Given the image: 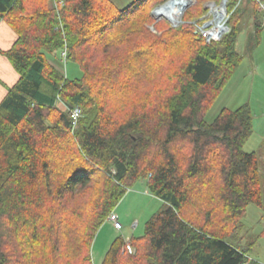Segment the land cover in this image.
Wrapping results in <instances>:
<instances>
[{
  "label": "trees",
  "instance_id": "obj_1",
  "mask_svg": "<svg viewBox=\"0 0 264 264\" xmlns=\"http://www.w3.org/2000/svg\"><path fill=\"white\" fill-rule=\"evenodd\" d=\"M161 1L0 0L16 34L0 53L18 75L0 101V264H93L98 230L141 179L162 205L101 264L255 263L236 237L248 205L263 207L258 156L244 150L252 111L205 115L243 59L245 6L253 47L261 12L228 0L230 31L206 42L191 24L155 21ZM62 49L80 76L50 61ZM57 96L81 108L74 128Z\"/></svg>",
  "mask_w": 264,
  "mask_h": 264
},
{
  "label": "rangeland",
  "instance_id": "obj_2",
  "mask_svg": "<svg viewBox=\"0 0 264 264\" xmlns=\"http://www.w3.org/2000/svg\"><path fill=\"white\" fill-rule=\"evenodd\" d=\"M111 1L117 7L122 8L128 5L132 0H111ZM207 1L209 0H206L202 4L203 7L205 6ZM161 2H157L154 7H156ZM194 2L195 0H193L185 8V10L191 5H193ZM248 6H249L248 12L242 18L243 30L240 32L235 43L236 50L241 55H243L245 60L249 58V54H251L253 50L252 47L254 44L253 43L254 38L252 37L251 32H249L250 31L249 24L251 22V19L256 14L253 11L254 10L253 6L250 3H247V5L245 6L246 9ZM243 8L241 9V11L243 10ZM153 19L155 20V18ZM182 19L187 20L184 19L183 16ZM183 24H188V23H183ZM151 26L153 27L154 30L150 28ZM148 27L152 31H156V28H154L153 25H149ZM52 61L56 66L58 65L62 66L61 70L63 71L64 75L69 78L78 77L81 74L80 69L74 63L68 62L67 60L62 61L60 57L59 59L55 57V59H53ZM229 88L230 85L219 94V96L217 97V99L215 100V102L212 104L211 108L205 115V120L207 123L213 121V119L216 117L217 113L220 111L222 107L226 105H230V106L235 105L231 103L230 99L233 97V95L230 92ZM60 105L61 103L59 102V106L58 105L56 106L60 108ZM244 150L249 152L254 151L258 156L259 173L262 180L263 207H258L254 204L248 205L245 214L241 219V223L237 228L236 237L241 238L240 242H238L239 244H242L244 246L246 245L248 246L250 244L249 256L254 260L255 262L254 264H264V139L261 138V134L253 132L252 136H250L247 142L245 143ZM161 205H162V201L156 196L149 193V191H147L145 186V180L144 179L139 180L135 185H133L131 188L128 189L124 197L120 200V202L117 204V206L114 209V211L118 214V221L121 224V227L118 229V232L116 233L124 236L130 235L132 233H133L132 235L134 236L141 235L143 233L145 221L154 212H156L161 207ZM103 228L104 229H102V233L108 232L110 233L109 235L114 233L110 225H106ZM98 233L99 231L97 232V235ZM118 234H112V235L115 237ZM93 243H95V241ZM93 243L91 246L92 263L99 264L100 262L98 263L95 258L96 250L95 247H93L94 246Z\"/></svg>",
  "mask_w": 264,
  "mask_h": 264
},
{
  "label": "crops",
  "instance_id": "obj_3",
  "mask_svg": "<svg viewBox=\"0 0 264 264\" xmlns=\"http://www.w3.org/2000/svg\"><path fill=\"white\" fill-rule=\"evenodd\" d=\"M252 24L251 19L249 32H252ZM15 39V32L5 20L0 18V51L9 49ZM52 60L53 58L50 59L53 63ZM239 66L236 68L231 79L222 90L224 91L230 85L229 89L233 95L230 100L231 103L235 105H226L224 107L235 109L243 104H247L252 111L253 132L260 133L261 138L264 139V25L260 30V38L257 45L253 47L252 53L249 54L247 60L243 57ZM57 67L62 68L60 65ZM17 79L18 75L16 71L13 69L7 58L0 53V101L5 96V91L7 92L8 88L11 87ZM113 213L118 217V214L115 211H113ZM106 225L112 227L111 229L114 232L112 234H118L116 233L118 232V229L110 221H105L98 230L99 233L98 235L96 234L97 237L95 236L96 240L94 238L95 243H93V247H95V258L98 263L100 262L99 264H101L109 245L116 237L122 236L125 240H129L133 234L126 236L118 234L114 237L112 234L109 235L110 233L108 232L102 233V229H104L103 227Z\"/></svg>",
  "mask_w": 264,
  "mask_h": 264
},
{
  "label": "built area",
  "instance_id": "obj_4",
  "mask_svg": "<svg viewBox=\"0 0 264 264\" xmlns=\"http://www.w3.org/2000/svg\"><path fill=\"white\" fill-rule=\"evenodd\" d=\"M193 1V0H192ZM190 1V3L192 2ZM228 0H209L205 4V12L203 17H200L199 19L195 21H191V23L195 26V29L202 34L206 38L207 41L214 39L217 40L221 38L223 35L227 34L230 31L228 20L230 12L227 10V7L225 6L227 4ZM257 3V6L261 12V22L264 25V0H255ZM180 4V0H164L160 4H158L157 7H163L162 13L160 14L155 13V21L158 20H165L170 27H177L180 24L183 23H190L189 20H183V12L185 8L190 4ZM177 4V5H176ZM176 5V6H175ZM218 24L219 28H216V25ZM215 26L217 29L219 35L213 36L211 34V29ZM152 30L153 27H150ZM156 32V31H155ZM66 49H62L60 52V58L62 61L66 60ZM64 108H66L70 112L71 121L73 122V126L75 127L77 124V120L80 116V109L77 107H68L64 105ZM115 222V227L119 229L120 224L115 220L114 216L111 217ZM250 260H253L250 256ZM242 264H249V260L243 262Z\"/></svg>",
  "mask_w": 264,
  "mask_h": 264
},
{
  "label": "bare ground",
  "instance_id": "obj_5",
  "mask_svg": "<svg viewBox=\"0 0 264 264\" xmlns=\"http://www.w3.org/2000/svg\"><path fill=\"white\" fill-rule=\"evenodd\" d=\"M187 4V3H190V1L189 0H180V4ZM177 5V4H176ZM175 5V6H176ZM162 10H163V7H157L156 9H155V7L151 10V12H150V14H151V16L153 17V18H155V13H158V14H160V12L162 13ZM154 14V15H153ZM204 15V14H203ZM203 15L202 16H200V17H203ZM199 17V18H200ZM199 18H197V19H199ZM196 19V20H197ZM191 21H195V19L194 20H191ZM191 21H190V23H188V24H191L192 26H193V28H194V30L196 31V32H198L196 29H195V26L191 23ZM216 28L218 29L219 28V26H218V24L216 25ZM215 28V26L211 29V34H213V36H216V35H219L220 33H218V31H217V29ZM199 34H201L200 32H198ZM201 36H202V34H201ZM204 37V36H203ZM204 39H205V41L206 42H211V41H217V40H219V39H217V40H214V39H211V40H209V41H207L206 40V38L204 37ZM5 93H6V91H5ZM57 98H58V96H57ZM56 98V99H57ZM59 102L61 103V105H60V107L61 108H63L64 110H66V111H68L66 108H64V106H63V104L64 105H66L65 103H63L59 98H58V100H57V104L59 105ZM66 106H68V105H66ZM68 107H70V106H68ZM72 107H77V106H72ZM77 108H79V107H77ZM80 109V108H79ZM69 112V111H68ZM69 114H70V112H69ZM80 116H81V110H80ZM79 116V117H80ZM70 118H71V116H70ZM79 119V118H78ZM72 120V119H71ZM78 121V120H77ZM71 125L73 126V122L71 121ZM74 128V127H73ZM112 216H114V218H115V220L120 224V222L118 221V217H117V215L116 214H114L113 212L112 213H110L109 214V216L107 217V220L106 221H110V222H112V224L115 226V222H114V220L111 218ZM120 227H121V224H120ZM120 227H118V228H120Z\"/></svg>",
  "mask_w": 264,
  "mask_h": 264
}]
</instances>
